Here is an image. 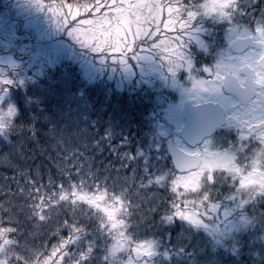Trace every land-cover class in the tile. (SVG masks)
I'll return each instance as SVG.
<instances>
[{"label":"snow or ice","instance_id":"1","mask_svg":"<svg viewBox=\"0 0 264 264\" xmlns=\"http://www.w3.org/2000/svg\"><path fill=\"white\" fill-rule=\"evenodd\" d=\"M0 164V264H264V0H4Z\"/></svg>","mask_w":264,"mask_h":264},{"label":"trees","instance_id":"2","mask_svg":"<svg viewBox=\"0 0 264 264\" xmlns=\"http://www.w3.org/2000/svg\"><path fill=\"white\" fill-rule=\"evenodd\" d=\"M0 10H2V5H0ZM76 68V67H75ZM74 67H62L57 66L52 70L55 78L60 79L62 75H66L70 78V83L72 87V91L78 95L80 90V79L77 70ZM46 86V84H45ZM56 87H59L56 85ZM88 94L91 100V103L94 105L95 109H103V117L107 120L109 117H114L117 122L120 124L128 125V132L135 134V139H139L143 132L140 129L141 121L145 120L147 116L151 115V110L153 107V103L155 100L154 94L152 96L153 103H149L148 101H141L136 92L130 91L127 87L124 90H107L104 86H93L88 90ZM55 101L51 103L45 102V104L41 105L42 108H46L47 115H51L54 112ZM93 119H95V115L93 114ZM41 135L45 131L43 126V121H41L40 125ZM136 147L135 142L131 146V149L134 150ZM107 156V153H105ZM41 157L36 161L39 163ZM0 174L2 175H12V170L7 168L6 166L0 164ZM151 238V237H149ZM242 260L247 261V255L241 257Z\"/></svg>","mask_w":264,"mask_h":264},{"label":"rangeland","instance_id":"3","mask_svg":"<svg viewBox=\"0 0 264 264\" xmlns=\"http://www.w3.org/2000/svg\"><path fill=\"white\" fill-rule=\"evenodd\" d=\"M3 3H4V0H0V5H2L3 7ZM28 41H25V43H27ZM57 66H62V67H76L75 69L77 70L79 76H80V68H79V65L78 64H75L69 60H65L61 65H57ZM98 86H104L107 90L111 91V89L113 90H118L116 88V80L113 79V80H108L107 77H105V83L103 85H98ZM126 88V87H125ZM120 92V90H118ZM154 97H155V94H154ZM155 102V100H154Z\"/></svg>","mask_w":264,"mask_h":264}]
</instances>
